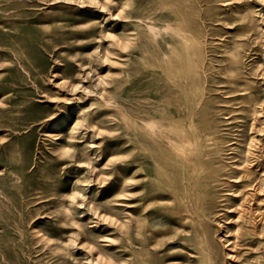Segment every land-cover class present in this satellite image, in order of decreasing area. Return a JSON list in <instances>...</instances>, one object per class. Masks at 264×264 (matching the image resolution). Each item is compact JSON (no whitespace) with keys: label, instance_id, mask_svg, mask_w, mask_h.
Here are the masks:
<instances>
[{"label":"rangeland","instance_id":"obj_1","mask_svg":"<svg viewBox=\"0 0 264 264\" xmlns=\"http://www.w3.org/2000/svg\"><path fill=\"white\" fill-rule=\"evenodd\" d=\"M0 264H264V0H0Z\"/></svg>","mask_w":264,"mask_h":264},{"label":"bare ground","instance_id":"obj_2","mask_svg":"<svg viewBox=\"0 0 264 264\" xmlns=\"http://www.w3.org/2000/svg\"><path fill=\"white\" fill-rule=\"evenodd\" d=\"M171 27V26H170ZM154 29V28H153ZM170 29V28H169ZM175 30V29H174ZM154 31V30H153ZM155 36V35H154ZM173 36V35H172ZM175 40V39H174ZM176 41V40H175ZM174 42V41H173ZM173 44V43H172ZM176 46V45H175ZM178 50H179V48H178ZM167 57V56H166ZM177 77H179L178 75H177ZM179 78H182L181 76L179 77ZM174 79V78H173ZM181 82H182V80H180ZM83 110L82 111H86L87 110V107L85 106V107H81ZM151 121V120H150ZM153 121V120H152ZM151 121V122H152ZM180 121V120H179ZM149 122V121H148ZM156 122V121H155ZM181 122V121H180ZM147 123V122H146ZM148 124H150V127H148V128H151L150 130H151V132H152V135L154 136V138H155V140L154 139H152L153 140V142H155V145L154 146H157L156 145V142L157 143H159V145H163V146H165V149H166V147L169 149V152H171L172 154H174V155H178L179 157H181V159L182 160H185V158H186V156H185V154L183 153V150H180V146L178 145V143H176V145H172L171 143H170V141H164L165 139H166V137H164V140H163V138H162V133L159 131V127L157 126V124L156 125H154L153 123H148ZM153 124V125H152ZM194 124V123H193ZM148 126V125H147ZM175 127V126H174ZM176 128V127H175ZM165 129H168V128H165ZM166 133V132H165ZM173 135V134H172ZM150 136V135H149ZM169 138H171L172 139V137H169ZM168 139V138H167ZM149 140V139H148ZM173 140V139H172ZM163 141V142H162ZM151 142V141H150ZM200 142V141H199ZM202 146V145H201ZM207 146V145H206ZM154 148V147H153ZM157 148V147H156ZM161 148H163V147H161ZM160 148V149H161ZM217 148V147H216ZM158 150V149H157ZM202 150V149H201ZM218 151H219V148L217 149ZM168 151V150H167ZM166 151V152H167ZM205 151V150H204ZM207 151V150H206ZM216 151V150H215ZM159 150L157 151V153L159 154ZM165 153V152H164ZM171 153H170V155H171ZM157 154V155H158ZM169 154V153H168ZM164 155V154H163ZM165 155H167V153L165 154ZM172 156V155H171ZM159 157H161V156H159ZM167 157V156H166ZM168 158H169V160H171L170 159V157L168 156ZM173 158H174V156H172V160H173ZM160 159V158H159ZM177 159V158H176ZM161 160V159H160ZM162 160H164V156H163V158H162ZM162 160H161V162H162ZM181 160V161H182ZM173 161H175V158H174V160ZM179 160L177 159V162H178ZM160 163V162H159ZM163 163V162H162ZM164 163H166V160H165V162ZM173 163V162H172ZM175 163V162H174ZM173 163V164H174ZM172 164V165H173ZM181 165H182V162L180 163ZM170 166H171V164H170ZM172 167V166H171ZM189 167V166H188ZM247 168V167H246ZM189 170V169H188ZM244 170V169H243ZM245 171V170H244ZM247 171V170H246ZM187 172V171H186ZM245 173V172H244ZM188 175V174H187ZM247 175V174H246ZM188 177V176H187ZM186 177V178H187ZM190 178V177H189ZM188 180V178L186 179V181ZM185 182V181H184ZM187 183H188V181H187ZM199 184V183H198ZM245 184V183H244ZM248 184V183H247ZM185 187H186V185H185ZM186 189V188H185ZM188 190H189V188H188ZM158 195V194H157ZM197 196V195H196ZM199 199V198H198ZM189 200V199H188ZM196 200H197V198H196ZM241 200H243V198L241 199ZM198 202V201H197ZM191 207H193V206H191ZM188 208V207H187ZM186 208V209H187ZM199 209H200V207H199ZM189 210V209H188ZM194 210V209H193ZM190 213H192V212H190Z\"/></svg>","mask_w":264,"mask_h":264}]
</instances>
